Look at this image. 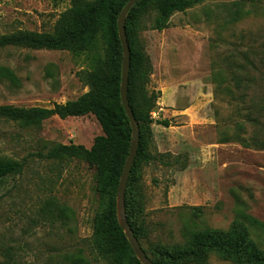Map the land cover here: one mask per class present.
Masks as SVG:
<instances>
[{
	"label": "rangeland",
	"instance_id": "rangeland-1",
	"mask_svg": "<svg viewBox=\"0 0 264 264\" xmlns=\"http://www.w3.org/2000/svg\"><path fill=\"white\" fill-rule=\"evenodd\" d=\"M85 1L94 0H0V37L54 34L62 25L77 32ZM109 1L118 8L123 0ZM237 10L243 15L231 21ZM157 13L156 0H142L129 19L135 44L153 65L148 81L138 80L135 91V105L143 112L145 95L157 97L148 151L169 160L154 158L137 168L141 241L147 249L181 248L186 233H232L241 224L264 254V226L245 218L264 224V148L235 139L237 132L246 140L252 136L255 127L243 118L249 104L260 106L256 114L263 119L264 0H205L176 11L161 30L152 28ZM106 39L103 32L86 31L68 50L0 48V66L16 76V81L0 77V105L82 104L91 89L86 75L109 56ZM102 129L93 113L55 114L26 127L0 118V158L24 164L21 173L0 180V264H74L77 258L114 264L92 247L106 202L95 167L77 156L47 157L60 143L91 148L105 134ZM260 133L264 137V129ZM59 205L68 208L67 217L58 215ZM190 264L239 263L208 252L205 263Z\"/></svg>",
	"mask_w": 264,
	"mask_h": 264
},
{
	"label": "trees",
	"instance_id": "trees-1",
	"mask_svg": "<svg viewBox=\"0 0 264 264\" xmlns=\"http://www.w3.org/2000/svg\"><path fill=\"white\" fill-rule=\"evenodd\" d=\"M128 1L123 0L118 8H115L109 0L85 1L81 5L80 29L77 32L62 25L54 34L30 35L27 33L19 36L5 35L0 37V48L23 44L39 48L68 50L72 49V45L77 42L81 33L100 31L107 36L109 52L108 58L102 60L93 72L86 75L91 89L84 95L82 104L76 102L57 103L53 107L0 105V118L20 122L26 127L27 125L40 124L44 119L55 114L62 118L88 113L97 116L105 134L97 136L91 148L73 142L70 144L60 143L49 151L47 157L59 159L65 156H77L95 167L96 185L106 202L103 216L95 225L92 247L99 254L110 256L114 264H143L138 259L131 242L127 240V235L120 225L117 204L118 184L129 155L132 139L131 124L121 101L123 49L116 22L121 10ZM203 1L205 0H156L158 13L152 22V28L157 30L166 28L171 16L176 11H185L187 8ZM141 2L142 0H138L134 4L129 10L128 20H126L131 49L128 96L138 121L140 143L127 184L125 212L128 223L138 238L137 240L144 247L141 239L145 237V233L138 223L141 212L139 209L140 194L136 186L137 168L142 162H149L154 158L164 163H169V160L164 154L155 157L150 155L148 151L149 142L153 137L150 125L153 123L151 112L156 103V95L153 93L149 97L145 95L146 112L137 109L135 105V97L137 96L135 91L138 80L148 81V76L153 72L150 56L143 48L135 44L129 24L130 17L135 9H138ZM71 12L72 10L65 12L61 20L69 17ZM243 13L242 10H237L236 14H232L231 21L238 20ZM250 65L251 69H254V64L250 62ZM236 69L241 71L244 69V65H237ZM12 72L8 67L0 66L1 78L16 81V76ZM232 74L235 75L233 79L240 80L235 73L232 72ZM253 79L255 78L250 79L251 83H253ZM227 93L231 94L229 88H227ZM259 107L251 103L244 110L246 111L243 115L245 123L248 121L255 127L252 136L248 140L243 138L240 132L235 134V139L242 142L244 146L264 148V137L260 135V132L264 129V113H261L263 119L256 114ZM262 110H264V106H262ZM162 123L166 126L169 125V121ZM245 123H240L239 128H243ZM23 167L24 164L21 161L0 158V180L21 173ZM67 210L66 206L59 205L56 212L60 217H67ZM245 218L252 224L264 226L251 215H246ZM246 232L245 226L241 224L232 233L203 229L186 233L188 234L187 241L181 248H144L154 264L205 263L208 260V252L239 264H264V254L257 251ZM74 264L83 263L80 258H77Z\"/></svg>",
	"mask_w": 264,
	"mask_h": 264
},
{
	"label": "water",
	"instance_id": "water-1",
	"mask_svg": "<svg viewBox=\"0 0 264 264\" xmlns=\"http://www.w3.org/2000/svg\"><path fill=\"white\" fill-rule=\"evenodd\" d=\"M136 2H138V0H129L127 4L123 7V9L121 10L119 17H118V21H116L118 25L119 36H120L122 49H123L122 75H121L122 78H121V87H120L121 101L127 113V116L129 118L131 128H132L131 130L132 139H131L129 155L124 165V169H123L122 176L120 178V182L118 184L119 186L117 190V204H118V217H119L120 225L127 235V238H128L127 240L131 242V245L138 259L143 264H154L150 256L147 254L145 248L142 246L141 242L137 240L138 238L135 236L134 230L128 223L126 212H125V202H124L126 187H127L126 184L128 183V179H129L132 166L135 161L136 154L138 152L139 143H140V134L138 132L139 130L138 121L136 120V117L134 115L133 109L129 101V96H128V82H129V73H130L131 52H130V47H129L127 34H126V27H125V21H126L127 14ZM120 214H121L122 219H120Z\"/></svg>",
	"mask_w": 264,
	"mask_h": 264
}]
</instances>
